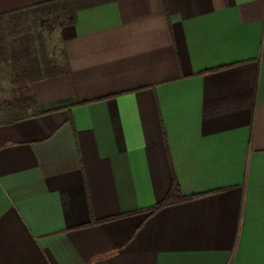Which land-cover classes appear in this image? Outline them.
<instances>
[{"label": "crops", "instance_id": "1", "mask_svg": "<svg viewBox=\"0 0 264 264\" xmlns=\"http://www.w3.org/2000/svg\"><path fill=\"white\" fill-rule=\"evenodd\" d=\"M57 1L0 0V264H264V0H71L29 76Z\"/></svg>", "mask_w": 264, "mask_h": 264}, {"label": "trees", "instance_id": "2", "mask_svg": "<svg viewBox=\"0 0 264 264\" xmlns=\"http://www.w3.org/2000/svg\"><path fill=\"white\" fill-rule=\"evenodd\" d=\"M14 18L18 21H24L26 28L32 31L30 39H37L40 52H42L43 67H35L29 70V76L44 77L55 74H60L66 70L64 65L56 66L51 62L52 59L48 56L45 37L42 29L46 28L48 31L61 27L65 24L74 23L75 13L71 0H60L57 2H50L33 8L32 10L24 11L21 14L15 15ZM15 119V118H13ZM179 193V185L176 180L168 190L165 198L149 208V213H153L159 208L171 204L177 200L184 199Z\"/></svg>", "mask_w": 264, "mask_h": 264}, {"label": "rangeland", "instance_id": "3", "mask_svg": "<svg viewBox=\"0 0 264 264\" xmlns=\"http://www.w3.org/2000/svg\"><path fill=\"white\" fill-rule=\"evenodd\" d=\"M15 22H12V23H14L13 27L15 28V29H13V31L17 32V30H19V28H18V26L16 24L20 25V23H22V22H21V20L19 18H18V22H16V23ZM10 24H11V22H9V21H3L2 23H0V27H2V28L10 27ZM23 24H24V22H23ZM51 31H48L46 28L42 29L43 35L45 37L46 44L48 46V50L49 51L53 50L54 53H52V55H54L55 57H58L59 56L58 47H57V44L54 45L55 44V39H56V37H55L56 34L54 33V29L51 28ZM53 45L55 46V48L53 47V49H52Z\"/></svg>", "mask_w": 264, "mask_h": 264}]
</instances>
